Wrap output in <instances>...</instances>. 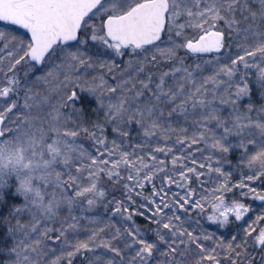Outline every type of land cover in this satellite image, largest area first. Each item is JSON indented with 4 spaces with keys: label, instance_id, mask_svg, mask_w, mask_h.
Instances as JSON below:
<instances>
[{
    "label": "snow or ice",
    "instance_id": "6c2138e0",
    "mask_svg": "<svg viewBox=\"0 0 264 264\" xmlns=\"http://www.w3.org/2000/svg\"><path fill=\"white\" fill-rule=\"evenodd\" d=\"M0 264H264V0H0Z\"/></svg>",
    "mask_w": 264,
    "mask_h": 264
}]
</instances>
